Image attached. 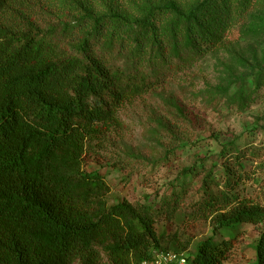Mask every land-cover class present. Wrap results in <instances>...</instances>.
<instances>
[{
	"label": "trees",
	"instance_id": "obj_1",
	"mask_svg": "<svg viewBox=\"0 0 264 264\" xmlns=\"http://www.w3.org/2000/svg\"><path fill=\"white\" fill-rule=\"evenodd\" d=\"M81 11L79 20L44 27L31 0H0V264H141L155 251H185L163 247L155 229L160 214L172 218L182 207L184 181L159 205L110 204L104 175L83 166L88 140L115 123L124 103L161 81V74L143 72L146 56L166 63L192 53V33L187 28L149 48L153 28L165 18L151 10L130 34L132 61L120 65L98 46L110 44L104 36L111 28L132 32L128 22L118 13ZM222 156L228 188L212 190L216 175L208 171L183 217L208 220L213 231L264 221L263 207L231 193L232 155ZM233 246L232 239L209 237L185 255L188 264H223ZM252 264H264V229Z\"/></svg>",
	"mask_w": 264,
	"mask_h": 264
},
{
	"label": "rangeland",
	"instance_id": "obj_2",
	"mask_svg": "<svg viewBox=\"0 0 264 264\" xmlns=\"http://www.w3.org/2000/svg\"><path fill=\"white\" fill-rule=\"evenodd\" d=\"M31 1L44 27L79 20L81 7L94 17L121 15L132 32L114 34L111 28L104 36L110 44L98 46L120 65L132 61L127 57L134 46L130 34L151 10L164 12L165 18L153 28L149 48L152 41L170 43L192 33V53L166 63L146 56L143 72L153 79L159 73L161 81L124 103L115 123L88 140L83 167L104 175L110 204L127 199L159 205L184 181L182 207L172 218L160 214L155 225L161 245L194 255L209 237L232 239L223 264H252L264 221L213 231L208 220H187L182 213L193 208L190 203L201 193L208 171L216 175L212 190L228 188L220 163L225 153L232 155L233 196L264 208V0Z\"/></svg>",
	"mask_w": 264,
	"mask_h": 264
},
{
	"label": "built area",
	"instance_id": "obj_3",
	"mask_svg": "<svg viewBox=\"0 0 264 264\" xmlns=\"http://www.w3.org/2000/svg\"><path fill=\"white\" fill-rule=\"evenodd\" d=\"M141 264H188L184 252L155 251L153 257Z\"/></svg>",
	"mask_w": 264,
	"mask_h": 264
}]
</instances>
